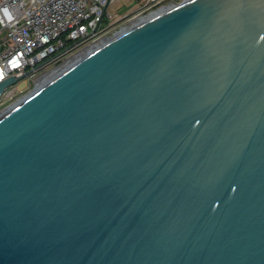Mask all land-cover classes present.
Masks as SVG:
<instances>
[{
	"label": "water",
	"instance_id": "water-1",
	"mask_svg": "<svg viewBox=\"0 0 264 264\" xmlns=\"http://www.w3.org/2000/svg\"><path fill=\"white\" fill-rule=\"evenodd\" d=\"M0 264H264V0L161 8L9 104Z\"/></svg>",
	"mask_w": 264,
	"mask_h": 264
},
{
	"label": "built area",
	"instance_id": "built-area-1",
	"mask_svg": "<svg viewBox=\"0 0 264 264\" xmlns=\"http://www.w3.org/2000/svg\"><path fill=\"white\" fill-rule=\"evenodd\" d=\"M121 2L0 0V82L10 76L35 75L42 66L67 58L54 68L59 67L85 47L113 37L154 11L180 3L177 0H137L128 11H113V5ZM106 14L109 20L103 26ZM29 71L32 74L27 75ZM17 83L7 87L1 98L12 95Z\"/></svg>",
	"mask_w": 264,
	"mask_h": 264
},
{
	"label": "rangeland",
	"instance_id": "rangeland-1",
	"mask_svg": "<svg viewBox=\"0 0 264 264\" xmlns=\"http://www.w3.org/2000/svg\"><path fill=\"white\" fill-rule=\"evenodd\" d=\"M181 0H177V2H180ZM137 0H122V2L120 4L116 3L113 5L112 10H119V12H125L128 11L130 9H132L134 7V4H136ZM123 3V5H121ZM109 20V15L106 14L104 17V23L103 26L106 24V22ZM65 59L67 58H63L62 60H60L59 62L55 63V64H46L44 66H42L41 68H39L37 70V73H35V75H31L28 77H23L21 78L16 86V91H14V93L12 95L9 96H4L2 98H0V113L9 105L11 104L13 101L18 100L20 97L30 93L36 86L37 84V79L45 74L46 72L50 71L51 69H53L55 66H58L59 64L63 63V61H65Z\"/></svg>",
	"mask_w": 264,
	"mask_h": 264
},
{
	"label": "bare ground",
	"instance_id": "bare-ground-1",
	"mask_svg": "<svg viewBox=\"0 0 264 264\" xmlns=\"http://www.w3.org/2000/svg\"><path fill=\"white\" fill-rule=\"evenodd\" d=\"M137 22H135L134 24H136ZM94 46H90V47H85L79 54L72 56L71 58H69L64 64H62L59 67H56L48 72H46L45 74L41 75L38 79H37V86L42 84V82L48 78H50L51 76L57 74L62 68L66 67L67 65L71 64L72 62H74L76 59H78L80 56L84 55L85 53H87L88 51H90Z\"/></svg>",
	"mask_w": 264,
	"mask_h": 264
}]
</instances>
